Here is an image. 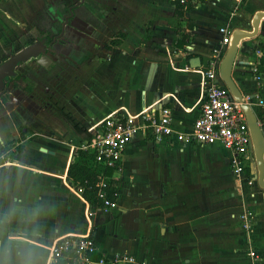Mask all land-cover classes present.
I'll use <instances>...</instances> for the list:
<instances>
[{"label":"crops","instance_id":"crops-1","mask_svg":"<svg viewBox=\"0 0 264 264\" xmlns=\"http://www.w3.org/2000/svg\"><path fill=\"white\" fill-rule=\"evenodd\" d=\"M173 1L0 0V63L30 38L52 42L17 67L19 78L7 83L17 89L0 97V152L13 149L0 159V264H55L51 246L73 234L91 235L96 257L108 259L264 264V190L254 180V153L235 173L231 153L218 144L177 148L139 134L108 177L115 200L108 209L92 207L67 177L85 141L73 126L91 134L111 113L141 123L169 108L173 127L189 133L203 71L216 63L219 75L229 46L222 30L230 39L234 30L250 32L264 12V0H192L184 13L190 28ZM120 32L122 43L105 48ZM231 78L264 136V18L255 37L239 42Z\"/></svg>","mask_w":264,"mask_h":264},{"label":"built area","instance_id":"built-area-1","mask_svg":"<svg viewBox=\"0 0 264 264\" xmlns=\"http://www.w3.org/2000/svg\"><path fill=\"white\" fill-rule=\"evenodd\" d=\"M222 31L224 36L221 43L228 45L229 33L227 30ZM214 54L218 57L220 52L214 50ZM216 67V63H211L203 71L205 88L199 103V114L193 120L189 133L180 132L173 127L169 108H161L157 116L144 115L141 123L133 117L111 113L92 127L90 140H85L81 148L94 151L96 164L118 170L129 144L139 134H148L155 144L177 148H210L218 144L231 153L233 171L241 172L244 161L253 157L250 132L240 105L222 86ZM12 151V148H4L0 152V159L9 158ZM95 187V196L102 207H114L115 200L108 197V185L104 179H100ZM95 253L91 235H67L50 248L51 262L55 264H147L144 260L129 255H116L113 259L103 255L92 258ZM250 256L253 258L255 254L251 252Z\"/></svg>","mask_w":264,"mask_h":264},{"label":"water","instance_id":"water-1","mask_svg":"<svg viewBox=\"0 0 264 264\" xmlns=\"http://www.w3.org/2000/svg\"><path fill=\"white\" fill-rule=\"evenodd\" d=\"M261 18H264V12H258L255 14L251 23L252 31L246 32L243 30H234L231 33L229 46L219 63L218 71L221 84L228 90L231 97L240 105V108L245 115L257 168V174L254 180H256L258 186L264 190V136L251 106L243 100L241 92L231 78L232 65L238 44L245 38H253L257 35ZM51 45L52 42L45 43L43 41H35L0 63V97L6 89L9 79L16 76L17 67L31 58H36L45 54L51 49Z\"/></svg>","mask_w":264,"mask_h":264},{"label":"trees","instance_id":"trees-1","mask_svg":"<svg viewBox=\"0 0 264 264\" xmlns=\"http://www.w3.org/2000/svg\"><path fill=\"white\" fill-rule=\"evenodd\" d=\"M63 1L67 6L73 5V0H63ZM191 1L192 0H186L185 2H182V0L173 1V4L175 5V15L178 17L179 20L186 21L187 26L190 28L193 27V24L184 17V13L193 8V5L190 3ZM124 37L125 34L120 32L114 35L108 44H104V47L107 49H111L112 47H118L122 43ZM185 38H187L186 35H184L182 39L184 40ZM183 40L181 41L183 42ZM33 42H34L33 38H30L27 42V45H30ZM182 42L181 45L183 44ZM16 78L18 79L19 77L16 76L15 79ZM7 88H10L11 90H15L14 88L17 89V85L7 84ZM28 90H30V88H28L27 91H25V93L29 92ZM73 129L76 132V134H78L85 140H90L91 135L85 130L80 129L77 126H73ZM14 151L17 153H21L23 151V146H17ZM94 158H95V154L93 150L82 149V148L77 149L75 152L74 160L69 164L67 168V177L71 181L75 191L79 192V190H81V192L79 193L84 200H86L92 207H101L102 205L95 196L96 194L95 186L100 179H104V181L108 185V197L114 199L113 197L114 191L110 188L108 181V177H110L111 171L113 169L106 168L102 165L96 164ZM97 257L95 254L92 256V258H97ZM60 264H64V263H60Z\"/></svg>","mask_w":264,"mask_h":264}]
</instances>
